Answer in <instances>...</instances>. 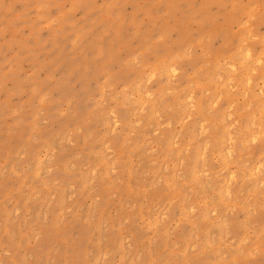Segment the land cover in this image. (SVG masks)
<instances>
[{"label": "rangeland", "instance_id": "374dc122", "mask_svg": "<svg viewBox=\"0 0 264 264\" xmlns=\"http://www.w3.org/2000/svg\"><path fill=\"white\" fill-rule=\"evenodd\" d=\"M0 264H264V0H0Z\"/></svg>", "mask_w": 264, "mask_h": 264}]
</instances>
